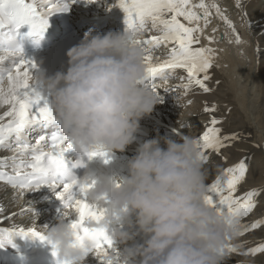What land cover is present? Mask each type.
Here are the masks:
<instances>
[{
    "label": "clouds",
    "instance_id": "clouds-1",
    "mask_svg": "<svg viewBox=\"0 0 264 264\" xmlns=\"http://www.w3.org/2000/svg\"><path fill=\"white\" fill-rule=\"evenodd\" d=\"M142 35L89 29L67 50L66 71H37L34 82L49 99L55 126L77 152L103 149L113 157L125 151L137 140L141 120L161 102L157 89L141 83L144 51L133 42ZM203 164L197 138L157 136L139 146L127 175L117 179L90 169L81 178L95 181L90 201L107 205L100 226L124 245L121 264H223L230 256L229 237L234 241L238 228L207 204ZM70 215L64 209L45 229L47 241L58 261L84 264L93 243L77 237ZM141 234L143 243L128 244Z\"/></svg>",
    "mask_w": 264,
    "mask_h": 264
},
{
    "label": "snow or ice",
    "instance_id": "snow-or-ice-1",
    "mask_svg": "<svg viewBox=\"0 0 264 264\" xmlns=\"http://www.w3.org/2000/svg\"><path fill=\"white\" fill-rule=\"evenodd\" d=\"M74 2L0 0V108H6L0 114V150L12 153L11 156L0 157V181L17 189L18 196H25L43 185L53 190L59 188L56 195L63 201L70 217L76 214V218L70 219L69 223L77 237L92 241L91 251L94 250L103 264H121V253L115 247L114 240L108 230L100 226L108 209L89 199L88 193L95 186V181H82L73 171V168L86 167V161L81 158L69 166L65 154L75 149V145L55 126V115L49 99L34 82L39 66L33 57L25 54L23 47L26 37L44 35L49 26L48 18L54 12L68 11ZM118 3L126 13L125 31L159 33L148 37L142 35L133 42L144 51L146 75L141 82L144 87L158 89L163 86L165 91H171L166 82L178 70H183L186 75L180 79L185 82L178 87H183L185 94L195 87L205 92L211 90L207 81L211 78L209 70L213 66L214 50L201 46V37L210 22L212 9L229 26L232 25L218 4L206 0H118ZM25 26L26 32L23 31ZM236 42H242L239 34L236 35ZM161 45L167 46V58L162 60L153 55ZM157 80L164 84L158 85ZM205 111L214 112L215 108H205ZM220 124L221 120L213 115L206 130L197 137L203 163L210 160L212 153L220 154L229 142L238 138L237 133L224 134ZM84 154L88 160L100 157L105 163L113 158L103 149L85 150ZM248 169L249 165L244 159L223 169L207 185L205 196L209 206L221 214H227L228 223L238 228L237 236L264 225V220L250 225L242 224L243 218L257 207V198L261 193V189L254 188L237 195L238 186L245 180ZM224 176L227 178L224 179ZM4 212L5 209L0 207V215ZM24 213L38 215L32 202L19 214ZM16 215L4 216V220L14 219ZM43 227L47 228L46 225ZM13 234L47 240L46 233L35 226L0 227V247L12 243ZM241 247L229 237L227 251L230 255L237 253ZM248 251L251 254L264 253V243ZM53 254L56 255L55 246ZM58 264L71 262L58 261Z\"/></svg>",
    "mask_w": 264,
    "mask_h": 264
},
{
    "label": "bare ground",
    "instance_id": "bare-ground-1",
    "mask_svg": "<svg viewBox=\"0 0 264 264\" xmlns=\"http://www.w3.org/2000/svg\"><path fill=\"white\" fill-rule=\"evenodd\" d=\"M243 27V35L241 36L242 42L240 45L245 46L246 50H249L245 38V31H248V27L246 24L241 23ZM262 37L259 36L255 40V46L258 48L260 46V39ZM249 45V44H248ZM250 46V45H249ZM264 61V54L261 59H255V64L253 66L247 68L237 69V65H235L232 61H229V68L233 71L230 78V87L232 92L237 97V102L240 107V111L243 115L242 123L239 127H233L231 124L233 122H228L227 128L231 130H238L236 133L238 134V138L232 142H229L227 148L231 151V156L233 159H238L241 156H246L247 153L245 150L241 149L242 146H238V144L244 141V138L256 136L258 140L261 141L260 147H264V112L259 108L255 107L253 104L254 98L263 97L264 100V71L260 76H257L256 66L257 62L262 64ZM260 64V65H261ZM4 110V108L0 109V113ZM238 146V147H237ZM261 152L264 154V149H253L250 152ZM264 167L253 168L250 171V175L247 178V186L248 190L257 185H263L262 181H264ZM264 186V185H263ZM264 198V195H263ZM31 200L34 197L30 198ZM261 208L264 209V206L261 205ZM261 228L259 231H261ZM256 231L255 233H257ZM264 237V231L259 235L258 240H261ZM259 261L264 263V254L259 256Z\"/></svg>",
    "mask_w": 264,
    "mask_h": 264
},
{
    "label": "rangeland",
    "instance_id": "rangeland-1",
    "mask_svg": "<svg viewBox=\"0 0 264 264\" xmlns=\"http://www.w3.org/2000/svg\"><path fill=\"white\" fill-rule=\"evenodd\" d=\"M261 64V63H260ZM260 64L257 62V64H256V66H260ZM254 70H256V69H254ZM257 71V70H256Z\"/></svg>",
    "mask_w": 264,
    "mask_h": 264
}]
</instances>
